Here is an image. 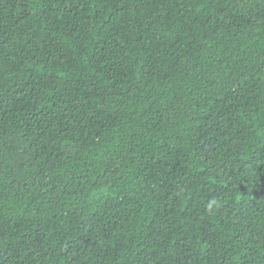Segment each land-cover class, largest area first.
<instances>
[{"label": "trees", "instance_id": "16d2710c", "mask_svg": "<svg viewBox=\"0 0 264 264\" xmlns=\"http://www.w3.org/2000/svg\"><path fill=\"white\" fill-rule=\"evenodd\" d=\"M0 264H264V0H0Z\"/></svg>", "mask_w": 264, "mask_h": 264}]
</instances>
